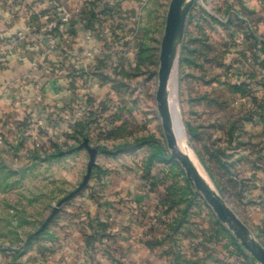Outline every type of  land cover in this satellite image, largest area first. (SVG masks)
Wrapping results in <instances>:
<instances>
[{"label": "rangeland", "instance_id": "374dc122", "mask_svg": "<svg viewBox=\"0 0 264 264\" xmlns=\"http://www.w3.org/2000/svg\"><path fill=\"white\" fill-rule=\"evenodd\" d=\"M21 1L18 13L29 14L31 29L41 37L62 28L60 19L66 13L52 0V9L45 7L49 0ZM170 3L85 0L79 29L87 42L93 40L95 49L83 51L86 60L80 77L95 80L98 91L85 93L88 115L79 126V137L66 139L63 147L60 142L46 144L55 141L52 133L53 138L48 135L46 140L9 141L5 154L0 149V264H52L59 259V249L78 232L85 244L104 245L111 203L117 192L127 193L133 181L148 178L151 184L158 179L160 190L204 200L172 159L157 108L161 42ZM170 90L180 149L242 215L235 201L237 172L222 165L220 143L235 147L239 132L241 143L257 140L264 159V0H194ZM93 94L98 100L92 113ZM86 139L99 148L98 166L88 186L37 234L54 207L83 182L89 154L85 149L70 151ZM161 147L164 154L159 153ZM97 202L108 208L103 216L93 213ZM134 212L133 221L144 223ZM218 224L222 235L227 232L234 240L228 227L220 220ZM138 237L145 242V236ZM155 238L148 241L150 246L157 245ZM153 259L156 263L157 256Z\"/></svg>", "mask_w": 264, "mask_h": 264}, {"label": "crops", "instance_id": "0c3cea01", "mask_svg": "<svg viewBox=\"0 0 264 264\" xmlns=\"http://www.w3.org/2000/svg\"><path fill=\"white\" fill-rule=\"evenodd\" d=\"M50 1L45 7L52 2L59 5L66 21L62 16V28L41 37L31 29L29 14L18 13L24 2L0 0V149L4 154L9 141L46 140L55 134L56 142L46 144L60 142L63 147L66 139L79 137V126L88 115L86 109H90L84 95L88 90L98 91L95 80L85 82L80 77L86 60L83 51L95 49L93 40L87 42L79 29L85 0ZM85 45L87 48H83ZM92 97L93 113L98 96ZM237 134L235 147L223 140L220 143V160L237 172L235 201L242 215L218 194L264 247V159L257 140L246 145L239 142L242 139ZM149 181H133L127 193H116V202L109 209L112 221L107 236L102 238L104 245L85 244L83 234L78 232L76 239H69L59 249V259L51 263L153 264L156 255L154 264H259L239 241L228 237L229 233L222 235L217 216L207 209L204 200L194 194L160 190L161 181ZM102 206L101 202L94 205L95 216L106 212L108 208ZM135 210L144 223L133 221ZM151 219L154 222L149 226L146 223ZM139 234L145 236V242ZM152 236L156 237V246L148 244Z\"/></svg>", "mask_w": 264, "mask_h": 264}, {"label": "water", "instance_id": "95a60500", "mask_svg": "<svg viewBox=\"0 0 264 264\" xmlns=\"http://www.w3.org/2000/svg\"><path fill=\"white\" fill-rule=\"evenodd\" d=\"M194 0H171L166 27L161 42L160 67L158 72V88L156 102L162 121L164 136L167 146L171 151L172 159L177 160L184 169L186 176L196 190L202 195L206 203L211 207L217 218L228 227L243 248L259 263L264 264V247L254 238L246 225L237 217L223 198L212 188L202 175L194 161L188 154L180 149L179 137L173 118L171 104L170 83L176 58L182 44L187 18ZM85 149L89 154L87 173L80 186L67 197L62 199L53 209L52 214L45 221L37 234L43 232L50 222L56 217L61 207L72 200L89 184L93 170L98 166L96 163L99 154L98 147H92L86 139L80 146L71 150L75 152Z\"/></svg>", "mask_w": 264, "mask_h": 264}, {"label": "trees", "instance_id": "16d2710c", "mask_svg": "<svg viewBox=\"0 0 264 264\" xmlns=\"http://www.w3.org/2000/svg\"><path fill=\"white\" fill-rule=\"evenodd\" d=\"M100 150L105 151L107 149L106 148H100ZM159 153L160 154H164V151H163L162 147L159 149Z\"/></svg>", "mask_w": 264, "mask_h": 264}]
</instances>
